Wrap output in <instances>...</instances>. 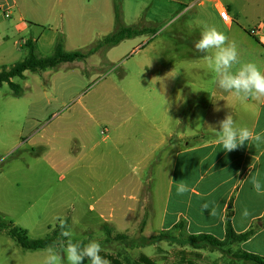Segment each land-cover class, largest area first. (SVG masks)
<instances>
[{
    "label": "rangeland",
    "instance_id": "rangeland-1",
    "mask_svg": "<svg viewBox=\"0 0 264 264\" xmlns=\"http://www.w3.org/2000/svg\"><path fill=\"white\" fill-rule=\"evenodd\" d=\"M27 1L30 4L21 15L5 17L10 26L4 30L6 67L26 56L27 40L40 57L51 54L58 40L65 51H85L115 29V10L123 25H132L133 12L142 10L138 0ZM19 23L24 28L12 27ZM136 27L146 30L85 59L25 70L23 78L11 77L21 87L18 95L7 83H0V217L24 229L30 238L47 237L58 222H65L73 242L96 239L103 250L113 252L114 244L107 237L116 232L97 224L102 194L109 190L115 195L121 187L120 175L132 178L137 169L135 160L122 151L127 144L115 148L111 143L113 128L129 130L123 134L131 133L133 124L140 128L137 134L140 125L143 129L156 126V135L196 133L202 112L182 91L187 86V92H194L210 82L197 77L198 51L187 46L199 38L201 26ZM15 40L19 44L14 46ZM104 134L110 138L103 139ZM160 154L161 150L156 158ZM159 163L153 159L146 171ZM165 164L160 166L163 171ZM148 185L161 188L158 172ZM85 225L88 233L81 230ZM131 238L145 244L147 237ZM171 243L159 240V246L152 243L127 250L134 258L143 253L156 264L174 263V252L168 249ZM63 245L54 246L60 251ZM176 246L184 248L176 255L178 260L245 263L216 249L201 248L195 255L189 244ZM46 248H22L0 231V264H42Z\"/></svg>",
    "mask_w": 264,
    "mask_h": 264
},
{
    "label": "crops",
    "instance_id": "crops-1",
    "mask_svg": "<svg viewBox=\"0 0 264 264\" xmlns=\"http://www.w3.org/2000/svg\"><path fill=\"white\" fill-rule=\"evenodd\" d=\"M138 1L142 3V10L133 12L132 25H213L225 34L228 41L236 43L241 61L253 62L264 71V0ZM29 4L27 0H0V67H6L3 62L8 56L4 46L8 39H5L4 30L10 26L5 23V17L14 13L21 15ZM39 4L50 6L40 1ZM220 7H226L230 21L224 22L219 17ZM5 11L8 16L3 14ZM257 24L260 29L251 32L250 29ZM18 25L12 27L24 28L22 23ZM18 44L17 40L13 41L14 46ZM187 46L194 48V43ZM195 59L197 77L210 80L207 86L202 84L194 92H187V86L182 91V94L185 92L191 96L202 112L198 115L196 133L191 136L183 133L156 135V126L143 129L140 125L142 131L137 134L134 132L140 128L133 124L129 126L131 133L123 134L129 130L121 131L115 126L111 143L115 148L126 143L124 149L121 146L122 151L135 160L137 169L132 178L120 175L121 187L115 195L109 190L102 194L100 209L104 212L100 211L97 224L106 231L124 233L129 237H149L162 231L178 234L181 231L184 236L205 233L222 239L226 218L229 217L234 231L251 230L246 240L237 243V250L264 258V195L257 194L252 185V177H256L264 188V139L250 144L245 142L243 146L225 152L215 135L219 130V121L231 114L238 124L264 137V97H249L240 101L233 93L223 92L215 84V76L207 67L204 53L198 51ZM185 67L187 63L183 65V70H179L180 74ZM177 107L175 105L174 108ZM103 130L106 131L105 128ZM109 138L104 134L103 139ZM159 150L162 154L156 158ZM153 159L160 162L158 169L146 171ZM165 161L163 171L160 166ZM157 172L162 181L159 189L148 185ZM178 183L185 184L188 190L177 193ZM177 223L182 224L181 229H175ZM87 226H83L82 232L90 231ZM158 242L153 245L159 246ZM168 242L164 240L166 245ZM174 244H169L168 249L174 252L172 255L177 262L176 255L184 253L180 252L184 248L174 247ZM192 249L195 255L202 251L201 248ZM191 261L202 264L195 259Z\"/></svg>",
    "mask_w": 264,
    "mask_h": 264
},
{
    "label": "trees",
    "instance_id": "trees-1",
    "mask_svg": "<svg viewBox=\"0 0 264 264\" xmlns=\"http://www.w3.org/2000/svg\"><path fill=\"white\" fill-rule=\"evenodd\" d=\"M115 29L102 36L96 41V43L90 46L87 50H73L65 51L62 47L61 41L58 40L53 47L51 54L40 57L37 56L34 51V45L31 40L26 41V46L28 52L26 56L20 60L10 65L9 67L1 66L0 67V83L5 82L11 88L14 95H18L21 92V87L19 84L13 82L11 77L17 76L20 78L24 77L23 72L25 70L37 71L47 68H54L61 62L73 61V60H82L85 59L90 54L94 53L96 50L102 48H109L125 38L132 37L136 34L144 32L145 28H138L134 25H123L120 22V15L118 11L115 10ZM175 229H181L182 224H175ZM0 229L4 230L6 234L11 237L18 246L25 249H39L45 248L50 245L59 246L65 244L67 240L61 235L62 231L67 230V225L65 222H58L56 226L51 230L49 236L44 238H30L26 231L20 227L12 225L11 222L7 223L0 217ZM251 234V230H245L243 232L234 231L231 226L229 217L226 218L225 222V234L222 239L216 238L210 234H188L183 235L181 231L178 234H175L171 231H162L157 234L151 235L145 238L146 243L134 241L127 234L124 233H115L113 236L108 234L107 242H112L114 245L113 252L105 251L102 249L101 255L110 261V264H156L154 260L147 257L144 254H140L137 258L132 257L127 249H132L135 247L143 246L146 244H152L158 240H167L170 242L177 243L179 245L189 244L194 249L199 248H208L210 250L216 249L220 252L221 255H229L234 259H241L245 263H254V264H264V258L248 253L242 250H234L232 245L234 243L246 240L247 237ZM112 240V241H111ZM232 258V259H233ZM89 263L87 259L83 264ZM175 264H195L191 260H178ZM230 264H235L230 262Z\"/></svg>",
    "mask_w": 264,
    "mask_h": 264
},
{
    "label": "clouds",
    "instance_id": "clouds-1",
    "mask_svg": "<svg viewBox=\"0 0 264 264\" xmlns=\"http://www.w3.org/2000/svg\"><path fill=\"white\" fill-rule=\"evenodd\" d=\"M194 48L204 53L207 67L214 74L215 84L220 90L233 93L240 101L249 97H264V71L253 62L241 61L236 43L228 41L225 34L215 26L201 25ZM215 135L220 148L225 152L235 150L245 142L250 144L264 139L260 133H254L249 127L238 124L231 114L219 121V130ZM252 185L257 194L264 195L260 180L252 177ZM187 190L183 183L176 186L177 193ZM61 235L68 238L67 242L60 251H57L54 245L48 246L42 264H83L85 259L89 264H110V261L100 254L102 246L98 240L90 239L84 244L73 242L71 230H64Z\"/></svg>",
    "mask_w": 264,
    "mask_h": 264
},
{
    "label": "built area",
    "instance_id": "built-area-1",
    "mask_svg": "<svg viewBox=\"0 0 264 264\" xmlns=\"http://www.w3.org/2000/svg\"><path fill=\"white\" fill-rule=\"evenodd\" d=\"M5 16H8L9 13L7 11H5L3 13ZM218 14H219V17L224 21V22H228L231 20L229 14H228V11L226 9V7H220L219 10H218ZM260 29V26L259 24H257V26L253 27L250 29L251 32H257L258 30Z\"/></svg>",
    "mask_w": 264,
    "mask_h": 264
}]
</instances>
